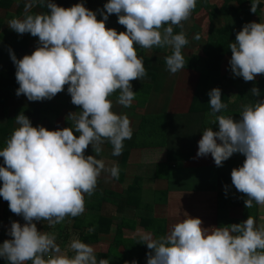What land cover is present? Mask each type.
Listing matches in <instances>:
<instances>
[{
    "label": "clouds",
    "instance_id": "clouds-1",
    "mask_svg": "<svg viewBox=\"0 0 264 264\" xmlns=\"http://www.w3.org/2000/svg\"><path fill=\"white\" fill-rule=\"evenodd\" d=\"M196 3L108 0L98 20L82 3L65 8L52 0H25L23 15L8 21L16 33H30L39 41L30 55L20 59L9 48L19 84L16 95L42 101L52 99L67 85L72 104L82 109L68 114L72 126L55 130L32 126L23 112L15 117L18 127L0 150L5 165L0 166V197L25 223L13 221L12 239L0 244V257L9 264H109L108 259L98 260L95 249L78 238L69 243L74 253L69 256L57 243L56 232L39 231L33 221H46L54 228L66 217L80 216L85 211V194L93 195L102 173L119 178L118 164L106 167L97 158L105 140L112 145V155L119 156L124 141L133 135L129 117L112 111L110 97L118 91L116 103L124 107L135 99L131 81L146 75L137 46L147 50L171 47L172 54L165 57L167 70L176 74L184 69L182 50L189 40L182 22L191 16ZM260 5L261 0H251L250 11L256 13ZM34 8L41 10L33 12ZM110 14L117 15L126 31L106 28ZM174 26L181 31L175 33ZM193 39L201 37L197 34ZM229 48L234 76L248 82L264 74V22L244 24ZM250 93L260 96L256 86ZM208 95L215 115L210 124L218 122V130L203 128L197 156L211 154L220 167L234 153L243 154V165L231 170L232 184L246 195L247 209L253 202L264 206V99L242 104L240 119H234L231 114H220L228 108L220 88H212ZM89 145L94 155H85ZM139 242L151 250L147 264H264V223L257 225L251 215L241 223L203 227L199 217L185 212L166 235L156 238L145 232Z\"/></svg>",
    "mask_w": 264,
    "mask_h": 264
},
{
    "label": "crops",
    "instance_id": "crops-1",
    "mask_svg": "<svg viewBox=\"0 0 264 264\" xmlns=\"http://www.w3.org/2000/svg\"><path fill=\"white\" fill-rule=\"evenodd\" d=\"M54 1L52 0L53 3ZM208 1L215 5L219 3V0ZM24 2L25 0H2L0 5V123H5L8 118H15L23 112L31 124H36L33 125L34 127L44 126L46 129L55 130L64 125L70 112L78 114L81 111L68 99L71 98L67 92L68 86L65 85L58 99L53 97L42 101H29L23 94L16 95L19 84L12 78V70L9 68V48L20 59L26 54L30 55L39 44L38 38L29 37L26 47L17 49V44L24 43L21 38L23 34H18L8 27L9 20L23 15ZM228 5L236 7L238 2L230 0ZM36 10L40 9L34 8L33 12ZM206 19L207 14L192 13L182 22L188 32L189 40V44L183 49L184 55L201 54L206 36L202 32ZM255 20L264 22V0H261L259 15L253 16L251 22ZM223 21V17L218 16L214 22L217 26L222 25ZM197 34L200 35V40L193 39ZM151 53V50L145 49L146 55ZM224 59H228L226 65L223 62ZM224 59L221 63L222 73L228 66L229 57L226 56ZM158 70L153 89L144 106L124 107L116 103V99H111L112 111L129 117L133 133L141 116L146 113L166 112L175 115L188 112L198 73L193 69L184 68L181 72L172 74L165 66H161ZM37 113L38 115L40 113L39 120ZM69 123L72 126L74 122L69 121ZM17 127L14 120L13 129ZM201 138L202 135L195 141L191 159L169 160V162L164 160L167 150H173L176 147L175 142L172 141L168 142L166 151L164 148L161 154L160 147L132 148L128 139L124 141L122 154L119 156L112 155V145L109 141H105L102 145L103 151L97 158L103 159L106 167H111L113 164L119 165L124 152L128 155L118 179L111 178L106 172L98 178L94 194L101 196L100 200L85 194V198L89 197V201L97 206L85 207L82 215L75 218L66 217L64 222L54 228H49L46 221L33 222L36 223L39 231L56 232L57 243L62 250L68 251L69 256L74 253L68 249V245L73 238H78L95 249L98 260L108 259L109 264H131L133 260L136 264H147V254L151 250L146 244L139 242L140 235L145 232L153 234L156 238L166 235L170 226L185 212L191 217H199L203 227L241 223L247 217L243 218L242 208L238 206L231 207L226 217L218 222L217 202L221 188L217 180V166L211 154L204 157L197 156L198 141ZM85 155H94L91 145L86 149ZM158 156L160 162H153L158 159ZM134 182L138 184L132 189L133 194L129 196V199L126 193ZM94 212H97L99 216L95 214V225L89 226L86 222L89 219L92 220ZM85 213L89 216L84 220L82 218ZM141 215L144 216L143 223H141ZM254 218L257 225L264 223V211L260 210ZM13 221L21 225L25 223L22 216L12 212L7 215L0 210V244L6 239H12L9 230ZM146 224L151 226L145 227ZM93 227L97 230L96 233L95 230L92 231ZM0 264H9V262L0 257Z\"/></svg>",
    "mask_w": 264,
    "mask_h": 264
},
{
    "label": "trees",
    "instance_id": "trees-1",
    "mask_svg": "<svg viewBox=\"0 0 264 264\" xmlns=\"http://www.w3.org/2000/svg\"><path fill=\"white\" fill-rule=\"evenodd\" d=\"M0 0V5H1ZM230 0H219L218 4H211L208 0H197L196 7L192 13L194 14H207L205 20V26L202 32L206 34L204 37V44L202 46L201 54L184 55L186 65L184 68L193 69L198 73L197 83L191 98L188 112L185 114H167L166 112L160 113H146L141 116L139 123L133 136L129 139V144L133 148L135 147H148V148H165L169 141L175 142V149L167 150L165 160L174 161H186L192 158L194 152V145L196 139L202 135L203 128L211 127L213 131L218 130V122L210 124L215 119V115L212 113V109L209 105L208 92L214 88H220L222 92V100L228 104V108L220 113L222 115L231 114L234 119H240L241 105L250 102L252 99H264V74L257 75L254 81L245 82L242 77L234 76L228 61V66L224 73L221 72V63L224 57L231 58V50L229 48L230 42H235L236 34L241 30L244 24L251 22L253 16H258L260 13V7L256 13L250 11L251 0H236L238 6L230 7L228 5ZM107 0H55L59 6L69 8L74 4L82 3L86 8L96 13L97 19H102L100 10H104L103 6ZM41 10V9H40ZM47 10V9H45ZM38 11V10H36ZM106 11V10H104ZM218 16H222L224 23L222 25H215V19ZM255 22H258L255 20ZM106 28H114L118 32L126 31L125 26L118 23V17L116 14H110L108 20L105 21ZM181 28L174 26V32L178 33ZM183 31L186 33L188 39V32L183 27ZM29 37H34L30 33H25L21 36L23 44H17V49L25 48L26 41ZM38 38V37H35ZM152 53L150 55L145 54V49H141L137 46L138 56L143 58L146 75L141 80H133L132 90L136 92L135 99L133 100L129 108H136L144 106L149 98V95L153 89V83L157 77L158 69L161 66L166 67L165 57L172 54L171 47L150 49ZM183 53V50H182ZM18 59V58H17ZM9 68L12 70L13 79L15 77L16 67L13 61L8 57ZM256 86L260 90L259 97H252L250 89ZM65 87V86H64ZM63 91L56 94L54 99H58L62 95ZM119 92L114 93L110 99H117ZM71 100V98H68ZM76 108L82 110L80 106L76 105ZM40 110V109H38ZM37 110V111H38ZM38 120L41 118L40 113L36 114ZM15 118H8L5 123H0V150L5 147L6 140L13 132V121ZM36 125L32 123V126ZM71 124L68 120L64 122V127H70ZM74 135H79L75 133ZM107 141V140H105ZM219 143V140H218ZM127 152H124L119 163L120 172L125 165ZM245 156L241 153H234L229 159L223 162V165L217 167V180L220 186L217 202L218 222H221L226 217L228 210L233 206L242 208L243 218L248 215L255 216L257 213V204L253 202V207L247 209L244 205V200L247 198L245 194L238 192L231 181V170L243 165ZM0 166H5L3 157H0ZM138 182H134L133 186H130L127 191V198L133 193L131 192ZM2 186V181H0ZM225 186H227V193H225ZM131 189V190H130ZM97 200L101 199V196L93 193L92 195ZM89 197L85 198V207L97 206L95 203L89 201ZM126 198V199H127ZM130 199V198H129ZM127 199V200H129ZM3 201V202H2ZM2 202V205H1ZM130 203V202H129ZM0 210L7 215L11 212L9 204L2 197H0ZM98 215L97 212L93 213L92 220L89 219L86 224L89 226L94 222V215ZM88 213L83 215L84 219L88 217ZM99 216V215H98ZM141 223L144 221V216L141 215ZM140 218V217H139ZM146 219V218H145ZM152 220V219H151ZM151 224L145 227H150ZM95 230L93 227L92 231ZM97 230H95L96 233ZM87 237L85 234H83ZM82 235V236H83Z\"/></svg>",
    "mask_w": 264,
    "mask_h": 264
},
{
    "label": "rangeland",
    "instance_id": "rangeland-1",
    "mask_svg": "<svg viewBox=\"0 0 264 264\" xmlns=\"http://www.w3.org/2000/svg\"><path fill=\"white\" fill-rule=\"evenodd\" d=\"M227 60H228V59H224V60H223V62L225 63L224 65L227 64ZM163 150H164V149L162 148L161 154H163ZM159 159H160V157L158 156V159H156V160L153 161V162L159 163V162H160ZM260 210H261V211H264V206H262V205H257V212H256V213H259Z\"/></svg>",
    "mask_w": 264,
    "mask_h": 264
}]
</instances>
